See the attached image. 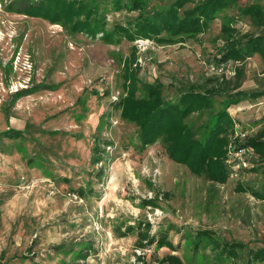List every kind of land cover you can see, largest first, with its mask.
<instances>
[{
  "label": "rangeland",
  "instance_id": "1",
  "mask_svg": "<svg viewBox=\"0 0 264 264\" xmlns=\"http://www.w3.org/2000/svg\"><path fill=\"white\" fill-rule=\"evenodd\" d=\"M34 1L0 0V264H132L142 250L135 246L136 231L127 228L143 221L152 233L171 226L213 230L247 244L225 264H263L249 263L248 256V248L264 247V200L251 191L264 184L258 153L249 147L242 159L227 158V182L210 181L170 159L160 141L142 151L138 127L121 117L117 102L134 50L141 77L163 82L168 99L191 85L209 87L215 76L232 78L238 68L242 89L264 91L258 54L224 62L232 75L209 70L223 44L224 21L235 20L240 33L264 32L239 10L252 3L264 7V0H238L196 38L122 37L114 43L20 11ZM171 2L152 0L148 9ZM106 8L110 30L139 14ZM223 98L215 97L213 111L222 108ZM230 111L237 122L231 140L264 129V96ZM209 116L207 111L189 120L200 125ZM94 155L101 157L97 164ZM152 197L157 205L143 204ZM169 236L181 242L174 253L185 264H214L210 249L193 258L182 233L172 229ZM171 252L145 250L152 259Z\"/></svg>",
  "mask_w": 264,
  "mask_h": 264
},
{
  "label": "trees",
  "instance_id": "2",
  "mask_svg": "<svg viewBox=\"0 0 264 264\" xmlns=\"http://www.w3.org/2000/svg\"><path fill=\"white\" fill-rule=\"evenodd\" d=\"M151 1L35 0L27 3L20 11L59 23L71 32H82L92 38L100 37L107 43H114L122 37L130 41L144 37L163 42L167 41L166 36L196 38L209 28L221 12L238 2L173 0L167 7L148 9ZM189 4L193 6L188 7ZM106 7L117 11L137 10L139 14L127 24H115L110 30L106 27ZM239 10L241 16L248 18L256 27L264 29V7L261 4L252 3L240 7ZM234 22L232 18L223 22V44L212 62H244L256 54L260 55L264 62V32L240 33ZM135 51L123 70L124 94L117 104L121 117L138 127L139 148L143 151L149 145L160 141L170 159L186 165L194 174L203 175L213 182H227L229 169L226 159L229 158V144L233 141L230 136L236 134L237 123L230 109L237 107L244 100L264 96V91L242 89L241 78L244 73L238 68L232 77L233 80L215 76L209 87L200 89L191 85L181 91L178 98L168 99L163 94V82L145 81L141 77V66L134 65L137 58ZM216 96L224 97L223 104L221 109L213 111ZM207 111L210 116L200 125H197L195 120H189L193 114L201 116ZM244 133V139L237 135L234 138L236 146L253 148L263 161L264 129L251 136H247L248 132ZM0 138H3V134H0ZM100 161L101 157L94 155L93 163ZM79 191L84 195L83 190ZM251 191L256 198L264 200V184L260 189L252 188ZM156 200L157 197L143 198L142 202L144 205H157ZM0 203H3L2 199ZM151 228V223L144 221L135 226H128L129 232L136 231L135 246L142 250V254L137 255L132 264H185L183 257L174 253L181 250L182 244L174 243L170 239L169 230L172 229L182 233L184 243L190 248L193 258L200 254L201 249L213 251L214 264L236 261L240 257V251L247 247L244 242L221 239L213 230L188 229L182 232V228L171 226L164 232L152 233ZM151 247H167L172 252L152 259L145 253V250ZM248 256L249 263L264 264V247L248 248Z\"/></svg>",
  "mask_w": 264,
  "mask_h": 264
},
{
  "label": "built area",
  "instance_id": "3",
  "mask_svg": "<svg viewBox=\"0 0 264 264\" xmlns=\"http://www.w3.org/2000/svg\"><path fill=\"white\" fill-rule=\"evenodd\" d=\"M141 42H143L141 40ZM239 61H237L238 63ZM228 64V63H227ZM227 64L225 63H220V64H217V63H211L210 66H209V70L210 71H213L215 73H218V74H224L226 72L230 73L231 75L234 74L233 72H230L228 70V68L226 67ZM246 136V133L242 132V133H237V137L239 138H244ZM229 151H228V155H229V158L228 159H231L232 157L236 158V156H239L240 159H242V156L247 153V151H249L248 148L246 147H237L236 144L234 143V141H232L230 144H229ZM250 152V151H249ZM245 164V163H244ZM246 166V165H245ZM53 193V191H52Z\"/></svg>",
  "mask_w": 264,
  "mask_h": 264
}]
</instances>
